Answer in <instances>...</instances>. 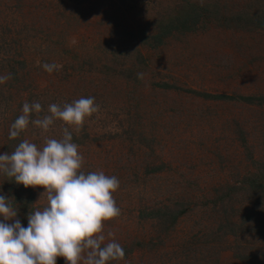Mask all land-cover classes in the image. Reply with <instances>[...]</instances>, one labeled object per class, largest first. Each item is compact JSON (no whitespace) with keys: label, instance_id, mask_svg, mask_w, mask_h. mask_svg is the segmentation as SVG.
Segmentation results:
<instances>
[{"label":"rangeland","instance_id":"1","mask_svg":"<svg viewBox=\"0 0 264 264\" xmlns=\"http://www.w3.org/2000/svg\"><path fill=\"white\" fill-rule=\"evenodd\" d=\"M259 7L263 16L254 14ZM163 21L195 25L171 30L157 47L144 43ZM263 21L264 0H0V75H12L0 84V154L24 139L41 148L44 137L61 139V121L42 133L31 119L48 115L50 104L94 97L99 111L73 132V142L84 157L82 171L120 181L113 195L121 212L105 222L104 235L125 256L108 264H248L237 252L264 239L241 226L251 207L230 197L236 223L224 229L223 205L212 199L230 184L247 185L241 192L255 204L260 198L244 182L255 176L264 184ZM122 40L130 56H116L129 67L136 49L144 53L147 63L136 71L142 78H107L99 69L128 46ZM44 63L61 68L49 74ZM250 95L259 99L239 97ZM25 102H39L42 111L9 139ZM43 192L0 173V195L15 203L24 227L30 210L46 205ZM183 207L187 212L167 230V210Z\"/></svg>","mask_w":264,"mask_h":264},{"label":"clouds","instance_id":"2","mask_svg":"<svg viewBox=\"0 0 264 264\" xmlns=\"http://www.w3.org/2000/svg\"><path fill=\"white\" fill-rule=\"evenodd\" d=\"M43 68L51 74L61 65L44 63ZM11 78L10 73L0 75V84ZM41 111L39 102H25L9 139L19 137L31 114ZM98 111L94 97H81L62 107L50 104L49 114L31 123L46 133L59 120L62 138L44 137L42 148L24 139L11 153L0 154V173L25 188L42 186L41 197L47 198L42 209L30 210L24 227L11 199L0 195V264H57V257H63L65 264H108L124 258L123 247L115 239L105 243L104 235L105 222L121 212L113 195L120 181L103 171H82L84 157L73 142V132L79 134L85 119Z\"/></svg>","mask_w":264,"mask_h":264},{"label":"trees","instance_id":"3","mask_svg":"<svg viewBox=\"0 0 264 264\" xmlns=\"http://www.w3.org/2000/svg\"><path fill=\"white\" fill-rule=\"evenodd\" d=\"M261 11H255L254 14L258 15L260 14L261 16H263V12L261 7H259ZM179 20V18H178ZM159 23H162V20H159ZM179 22H175L172 21L171 23L167 24L164 23L163 21V25L161 30L156 32H153L150 36L151 41H145V39H143L144 43H150V46H158L167 35H169L171 33V30L173 31V29H177V28H187L186 30L192 29L193 25H195V22H191V23H187V22H182L183 24H177ZM264 23V21H263ZM262 23V25H264ZM168 25V27H167ZM164 27V28H163ZM166 29V30H165ZM142 30V29H141ZM140 30V31H141ZM146 33V31H145ZM123 41V40H122ZM124 42V41H123ZM126 43L128 46L125 48H120L119 51H116L115 53L113 52V56H110L109 58H107V62L109 64H103L102 66H100V70L103 72V74H105L107 76V78H109V76L114 75V74H124L125 77H133V75L136 73L137 74V69L140 65L142 64H146L147 60L145 58L144 53L141 51V49H136V58H134L136 60V64L132 65V66H128V62L126 60H122V56L124 53H126L128 55V57L130 56V52H131V48H130V43L129 42H124ZM122 53V56L119 58V56H116L117 54ZM137 65V68L135 67ZM136 77V75H135ZM193 91V90H192ZM196 91V90H194ZM212 96V97H225V96H213L212 94H207V96ZM242 97L243 99H245L246 101H248L249 103L256 101L259 98H256L253 95L250 96H239ZM264 101V98H263ZM244 183L246 184H251L254 185L255 188L252 189L254 192L259 193L260 198L257 201V203L255 204L253 201H251V196L249 193H247L248 191H244L243 193L241 192L244 188L247 187V185L244 186V188L242 187V189H237L234 185L235 184H230V187L228 189V191L223 194H221V196L219 195L217 198H213L212 202L215 203L214 205H223V207H219L218 211L220 212V214L223 215V223H221V225H223V228H228V227H232L235 225V217L234 214L229 212V208H228V203H230V197L235 196L237 198L238 202H241L242 204H246L247 208L251 207L249 209H247L245 215L242 216L241 220V226H245L246 229H248V231L250 232L251 236H253L252 233L256 232L257 235H264V184L262 183V179L259 177H253L248 179L247 181H245ZM15 184L17 185V183L15 182ZM19 188L21 189V186H19ZM29 189H31V187H29ZM255 194V193H252ZM263 195V196H262ZM262 196V197H261ZM240 197V200H239ZM225 202L226 204H217L218 202L220 203V201ZM12 205H15V203H12ZM232 209L235 210L237 209V211L240 213L241 212V208L240 207H236V205H231ZM187 207H183L180 210H176L174 211L172 208H169L167 211L171 213L172 217L169 220L170 222L168 223L167 226V230L168 227L174 226L175 223H177V221L179 220V218L187 212ZM247 214L250 215V217H247ZM159 216V214H158ZM160 217V216H159ZM162 219L166 220V215L162 214ZM252 227V228H251ZM254 232H252V230L250 229H254ZM247 232V230H245ZM234 232L236 234L241 232H237V229L234 230ZM245 232V233H246ZM259 241V240H258ZM247 246H245L244 252H237L238 257L245 261L248 264H264V239L258 243H246Z\"/></svg>","mask_w":264,"mask_h":264}]
</instances>
